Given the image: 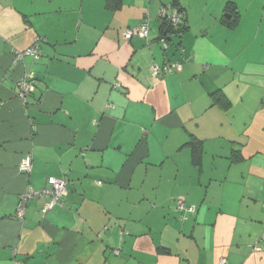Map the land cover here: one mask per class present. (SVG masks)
<instances>
[{"label":"crops","instance_id":"1","mask_svg":"<svg viewBox=\"0 0 264 264\" xmlns=\"http://www.w3.org/2000/svg\"><path fill=\"white\" fill-rule=\"evenodd\" d=\"M121 1L0 0V264H264V0ZM163 7L185 14L169 41ZM50 178L62 204L20 219Z\"/></svg>","mask_w":264,"mask_h":264},{"label":"built area","instance_id":"2","mask_svg":"<svg viewBox=\"0 0 264 264\" xmlns=\"http://www.w3.org/2000/svg\"><path fill=\"white\" fill-rule=\"evenodd\" d=\"M160 18L161 20L166 19L173 26H178L182 20V14L179 12H170L168 8L163 7L160 10ZM149 25L147 23L141 24L136 30H127L125 33V37L127 40H130L134 35L139 36L140 38H147L149 35ZM21 59L24 55L38 57L40 55L39 45L36 44L26 50L25 52H21L17 54ZM182 71V66L179 64H173L170 66H165L164 68H159L158 66H153L152 71L155 75L160 72H164L167 74H173L174 71ZM19 93L18 97L27 104L28 98L36 91V82L34 74H30L27 78L21 80L19 82ZM21 172L28 175L32 170V157L28 156L25 158L24 162L21 165ZM101 184V183H99ZM49 187L36 190L32 187L28 189L19 199L17 216L20 219H23L25 214L26 205L29 201L38 198L47 199L42 212L46 213L56 206H60L62 204L63 193L67 185V181L59 178H50L48 180ZM176 210L180 213L181 217L196 212V208L192 206H186L185 202L181 199L177 201ZM259 242H264V236L255 241L254 247H257ZM226 262L223 260L220 264H225Z\"/></svg>","mask_w":264,"mask_h":264},{"label":"trees","instance_id":"3","mask_svg":"<svg viewBox=\"0 0 264 264\" xmlns=\"http://www.w3.org/2000/svg\"><path fill=\"white\" fill-rule=\"evenodd\" d=\"M106 1H107V7L109 10H117L118 8L122 6L121 0H106ZM172 5L175 8L177 3L172 4ZM178 12L182 14V20L178 26L171 25L169 21L166 19L161 20V28H160L161 39L169 41L172 38V36H176V35L178 36L179 34H182L183 32L186 31L187 27L185 25L186 22H185V14H184L183 8H179ZM240 20H241V16H240L238 9L235 7V5L231 3H227L225 7V17L222 19V23L227 28L234 30L239 25ZM173 64H178V63H173ZM173 64H170V65H173ZM170 65H167V66H170ZM174 72H176V69ZM160 73H164V72H160ZM220 93L219 92L215 93V96H219L218 94ZM188 146H190V148L192 149V154H193L192 157H193L194 164L200 165L202 161L203 153H204L202 143L192 138L191 141L188 143Z\"/></svg>","mask_w":264,"mask_h":264}]
</instances>
